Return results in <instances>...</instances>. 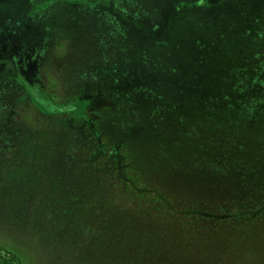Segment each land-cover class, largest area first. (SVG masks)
Instances as JSON below:
<instances>
[{
    "label": "rangeland",
    "instance_id": "1",
    "mask_svg": "<svg viewBox=\"0 0 264 264\" xmlns=\"http://www.w3.org/2000/svg\"><path fill=\"white\" fill-rule=\"evenodd\" d=\"M36 1L0 0V261L264 264V111L237 85L263 90L264 0ZM138 179L241 218L158 223ZM113 220L133 260L104 256Z\"/></svg>",
    "mask_w": 264,
    "mask_h": 264
},
{
    "label": "trees",
    "instance_id": "2",
    "mask_svg": "<svg viewBox=\"0 0 264 264\" xmlns=\"http://www.w3.org/2000/svg\"><path fill=\"white\" fill-rule=\"evenodd\" d=\"M46 1H48V0H43V1L37 0L34 4L33 8L41 9V8L45 7V5H47V3H48ZM81 1H83V0H70V2H72V3L81 2ZM214 2H215L214 0H184L183 4L190 10H192V9H198V10L203 9L206 11L207 9H209L210 6L213 5ZM48 4H50V3H48ZM0 38H2V37H0ZM221 80L217 79L213 83L215 85L218 84L220 87H226V86H228V84L230 85V82L229 83L228 82L221 83ZM244 80H245V82H242V83L237 81L238 88L241 89V90H239L241 93L240 95L243 97V100H244V103H243L244 109L242 110L243 111L242 114L243 115L247 114V111L252 110V109L255 110V109H259V108L262 109V110H260V112H263L264 111V86H263V90H261V91H258V89L255 90V88H250V86H248L250 89H245V87H247V85H251V82H248L246 80V78ZM252 81H253V79H252ZM222 82H225V81L222 80ZM222 93H224V92H222ZM217 95H216V93H213L212 98L216 99ZM221 97H222V95H221ZM235 98H236V95H234V93L230 92V95H229L230 101L234 100ZM222 101H223V104H225L226 95L223 96ZM232 102H234V101H232ZM64 109L66 110V108L60 109L58 107L56 111H61ZM261 119L263 120L262 122H264V118H261ZM235 121H238V120H235ZM230 123L232 126H233V124H236V125L238 124L237 122L233 123V121H231ZM257 125H259L261 130H264V124L259 123ZM111 154L108 157L111 158ZM138 181H140V183H141V186H140L141 188L139 190H141V192H144V193H151V195H152L151 199L152 200L147 202V203L139 202L140 199L136 200V197H134L135 194L132 193L133 187L130 185V182L128 180L125 181L128 184V188H127V190H124L125 194L123 195V197L127 198V201L130 203L131 206L133 205V203H135L136 205L143 204L144 205L143 207H145L147 209V212H149V214H150L149 218L156 221V222H158V221L160 222V219H162V218H166L165 220H168L170 218H174L173 215L177 214L176 212H187V214L185 215L187 218H185V219H187V221L190 224L191 223L197 224L198 222H202V221H208V222L211 221L212 223L215 224V223H220V221H222L223 219L226 221H231V220H234V218H238V217L241 218L242 214L240 211H237V212L235 211L234 216H232L230 212L226 213V212H222L223 210H221V211L213 210L215 208V206H212L211 209L203 208L200 205H198V202L196 201L197 199H195L196 198L195 196L191 197L193 199L192 200L193 202H189L188 204H186V203L182 204V202H180V204H176V206H174V204L171 203L169 197L163 196L158 190H154V189H150V188L147 189L148 186L145 183V180L138 179ZM184 195L187 196L189 194H184ZM178 197L180 198V200L185 201V199H183V194H181V195L179 194ZM217 209H219V206H217ZM241 211L243 212V210H241ZM251 212H253V211H250L249 213H251ZM257 212L264 215V209H262V208H257ZM244 213H247V212H244ZM188 215H193V216L189 217ZM243 215H247V214H243ZM117 221L118 220H113L112 223L108 224V227L110 229H113V227L117 226L118 231L116 232L115 235H114V233L112 234L110 232H108L106 234L105 237H106V242L108 243V246H107V244H105V247L103 246V249L105 250V251L103 250V254H104V256L107 257L108 254L110 253V256H112V258H114L117 261V263H119L121 261V258L123 260H125L126 258H132V260H133V257L136 256L135 254L137 252H134L133 249H129V248L126 249L125 246L127 244L129 246L133 245L134 247L138 248V249L135 248L137 251L138 250L140 251L144 247L147 246V244H146L147 240H145L144 237H142L141 239L137 240V244H134V243L132 244V235L131 234L129 235L126 233L127 230L125 229L124 224L123 225H121V224L116 225ZM155 229L157 230L156 227H155ZM75 230H76V228H75ZM139 233H141V232L139 231ZM135 235H137V234H135ZM140 235H142V234H140ZM137 237L139 238V235H137ZM90 239H91V237H90ZM116 239H117L118 243L122 244V246H119V247L115 246L116 245ZM90 242H91L90 244L99 243V242H94V241H90ZM110 244H111V247H110ZM118 251H120V252H118ZM131 251H133V252H131ZM123 253L126 256L125 258H123L121 256V254H123ZM175 255H177V253H175ZM166 260L168 261L171 259H169V258L167 259L164 257V258L160 259L159 261H166ZM163 263H165V262H163ZM0 264H10V263L6 260H2V261H0Z\"/></svg>",
    "mask_w": 264,
    "mask_h": 264
}]
</instances>
